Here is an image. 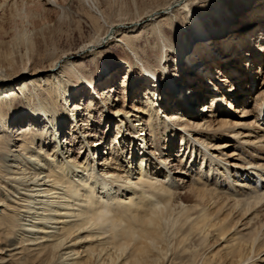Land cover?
Returning <instances> with one entry per match:
<instances>
[{
    "label": "bare ground",
    "instance_id": "1",
    "mask_svg": "<svg viewBox=\"0 0 264 264\" xmlns=\"http://www.w3.org/2000/svg\"><path fill=\"white\" fill-rule=\"evenodd\" d=\"M190 1L177 0L168 12L193 14L192 34L180 38L178 30V41L166 42L153 65L132 48L130 35L139 36L136 30L143 25L137 21L126 32L121 25L110 27L100 42L109 43L114 35L138 63L126 60L125 67L118 62L115 70L107 65L94 79L82 67L81 54L77 61L65 56L48 68L15 76L0 68V264H171L160 247L170 223L179 233V246L189 235L203 241L215 237L217 246L209 250L205 263L202 258L203 264H264L263 212L253 204L264 199V123L258 126L247 119L256 106L264 110L256 101L260 93L251 95L255 86L264 87V6L235 33L238 39L225 44L245 45L241 39L251 37L244 48L246 58H223L228 74L214 80L210 74L206 77V70L205 89L180 101L184 88L168 80V75L179 80L178 59L191 70L186 75L205 72L183 49L199 40V34L215 36L227 30L232 36L234 29L230 23L206 28L189 8ZM162 18L175 27L169 15ZM97 46L88 44L84 50L95 56ZM133 64L144 77L140 82L148 81L151 88L144 91L135 80L144 93L137 91L133 103L126 99L121 107L116 83H111L124 66L119 87L128 98ZM149 76L154 81L165 77L166 95L158 93L159 84ZM95 79L101 91L97 98L92 93L91 99L72 96L74 82L94 92ZM174 99L182 104L180 111L170 108ZM100 103L105 123L100 129L93 125L91 131ZM13 116L16 125H23L14 136ZM175 192L184 196L176 200L182 215L171 220L168 204ZM237 194L242 196L233 197Z\"/></svg>",
    "mask_w": 264,
    "mask_h": 264
},
{
    "label": "rangeland",
    "instance_id": "2",
    "mask_svg": "<svg viewBox=\"0 0 264 264\" xmlns=\"http://www.w3.org/2000/svg\"><path fill=\"white\" fill-rule=\"evenodd\" d=\"M0 1H1L0 3L4 4V5L3 4L0 5V68L2 69V71H7L8 75H13V76L26 73V71H34L36 69L41 70L46 67L48 68L52 63L56 62L61 57L69 56L73 59H75V57L79 59L78 57H80L79 56L80 54H81L80 58L83 61L82 67H84L88 71V75L89 76L91 75L93 79L96 78L101 71L105 70L104 67L107 65L113 66V69L115 70L116 66L119 65L118 62H121L122 65L124 66L127 63L126 60H129L130 62L138 63L135 60L134 55H132V50L128 49V46L126 47L127 44L117 42L118 40H115L114 35H112L113 37L111 38L109 43L103 42V44H101L102 42L100 41L105 36V34L110 31V27L112 26H116V25L124 26V29L122 31L126 32L127 30L133 27L134 23H136L137 21H142L141 23H143V25L141 28L144 29L142 31H138L141 28L136 30V33H139L138 34L139 36L134 35L135 33L130 35L131 41L133 43L132 48L134 49L136 55H138L139 58L142 57L143 60L152 63V65L153 63H155V60L153 59H155L159 55L161 56V51L164 49L166 42L174 44L178 41V37L180 38L189 37V35L192 34L193 31V26L190 19V17L193 14L191 15L189 14V12L183 13L180 9L179 11L177 10L174 11L173 13L170 12L171 15L169 14L168 9L177 0H89V1L55 0L56 3L55 5H47L44 3V0H11L10 2H8V0L7 1L5 0V3L3 2V0ZM263 2L264 0H192L188 3L189 8L191 7V9L196 11V16L198 17V19H200L203 22L206 28L214 29L217 26L221 28L223 24L228 25L230 23L231 24L230 27H234V29L231 30L232 36L228 35L229 31L227 30L223 33L216 34L215 36H208L207 34L205 35L199 34L200 37L199 40H195V41L193 40L192 43L190 44V47H188L187 49L185 47V49H183L182 52L185 53L184 56L196 58L197 61L196 65H199V67L205 70V72H203L202 70L203 76L202 75L197 76L196 74L198 73L194 74L192 72H190L189 75H186L185 73H188L189 67L186 66L185 63L180 58L178 59L177 64L179 68L178 74L180 81L178 79L177 81L171 75H168L169 82H174L175 84L177 83L176 85L180 87V90L184 88L181 91L182 92L181 94L183 95L179 94V97H177L178 100H180L181 97L184 95L190 94L193 96V93L204 90L205 89L204 86L207 80L205 78V75L207 77L210 74L209 77L213 78L214 80L219 79V77L220 78L223 77L224 76L223 72H226L224 70L225 64L220 61L223 58L226 59H228L229 57L234 58L236 57V55L238 58H246L247 53L245 52L244 48L246 43L248 42L249 39L247 38L248 36L245 37L244 39H241L246 41L245 45L241 43L240 46V43L236 42L232 46L229 45V47L231 48L226 46V48L228 47L226 50L225 44L227 45L231 44V42H228L230 39L239 38V37H234L235 33L238 34L240 32L239 29L245 23L250 21L251 19L250 17H252L254 13L258 12L261 9V7L264 6ZM165 14L169 15V17H171L174 20L175 27H168L167 21L165 22L162 20L163 19L162 17L165 16ZM153 19L157 20V22H155L156 24L152 23ZM178 30L179 33L177 37ZM115 32H117V30ZM263 32L264 30L262 31V33ZM262 33L259 35L261 36ZM164 34H165L164 36L165 38H163ZM116 35H117L116 37H119L120 33ZM254 36H256V33L254 34ZM93 43L99 45L97 46V48L98 51H100L99 53H96L95 56H94L95 53L93 54V52L84 50L85 46H88V44L92 45ZM247 46L249 47L250 45L247 44ZM243 53H245V57ZM77 59L75 60L77 61ZM217 62L219 65L217 64ZM231 63L234 65V60H231ZM124 66L123 68L121 67V69L120 68L117 69L118 70L117 72L119 73H117L118 74L116 75L117 77L115 76V80L111 83V84L116 83L115 86L118 88V93L115 94V98L119 100L121 107L124 106L126 99H128V102L130 101L131 103H133L134 98H136L135 96L137 94L136 92L141 91V89L137 87L138 84L139 86H141V88H143L144 91L149 86L148 81L147 82L145 81V83L140 82V79H143L144 77L140 73V71L136 68V66L138 65L133 64V67H135L133 68L135 75L133 79L134 78L135 79L133 80V83L130 85L131 87L127 89L128 98H126L125 97L126 95L123 94L124 92H126L125 89H121L119 87L120 82L124 79V74H125L124 68L126 67ZM263 68H264V63H263ZM179 70L182 72H180ZM206 70L208 71L207 74H205ZM227 71L230 72L231 67H229V70ZM234 71H236V69H233V72ZM167 72L166 75L168 74ZM110 73H108V75L106 76L107 77L110 76L109 75ZM146 75L148 76V74ZM27 78H29L28 75L23 76L17 79L14 84H18L24 80H27ZM155 78L156 80L154 81L153 80L154 78H151L149 76L148 80L152 79L153 82L156 84V86H158L159 84V88L161 90L160 91L158 90V93L159 92L161 93L162 91L163 93H161V95H166L168 89L164 88L162 84L163 80H165V77H162V80L157 77ZM263 78H261L262 82H263ZM135 80L137 85L134 84ZM189 80L191 82H189ZM232 81L235 82L234 77ZM99 84L100 83L98 82V79H95L94 87H93L94 90H92L94 92H91L83 84L78 85V83L74 82L73 83L74 88L72 89V96L74 98H77L79 96V97H85L84 99L86 98L91 99L92 98L91 93H92L94 94V99H95L99 96L98 93L101 92ZM248 85L249 84L247 80V82L243 84V87L246 88L248 87ZM106 87L108 86H105L104 88ZM138 93L142 94L144 92L141 91ZM258 93L260 94L258 98H256L257 99L256 101L257 103L259 102L262 103L263 106L264 87L261 89L259 86L257 88L255 86L254 89L251 91V95H253L252 96L253 98ZM158 97L159 96L156 97V102H158L159 99ZM252 97L250 99H252ZM177 99L172 100L169 106L172 110L177 109L178 111H180L182 104H180V102H178ZM249 105L251 106V104ZM98 106L99 108L96 110L97 114L94 120L96 122L93 121V123L89 126V129L91 131H95L94 130L95 127L96 128L98 127V129H100L101 126L105 123V121L104 123H102L103 120L101 118L103 114L102 111H104L105 108L101 103L97 105V107ZM14 107L18 108L16 104L14 105ZM97 107H94V109ZM252 114L253 115L247 119L249 121L255 120L257 121L258 126L260 125L262 126L264 123L263 122L264 110H261L256 106L255 111H253ZM11 120L14 121L13 122L14 126H12L11 128V130L13 129L12 132L14 136L16 132H19L18 131L19 128H21L23 125L20 126L16 125L18 119L15 118L14 116L12 117ZM258 121H260V123ZM93 125H95V127H92ZM179 142L180 141L175 140L174 143L176 145L179 144ZM104 157H106V155H104ZM227 192L228 194H232L230 190H227ZM240 196L242 195L237 194L233 197H240ZM182 197L184 196L182 195ZM182 197L176 192L174 193L173 200H170L168 204L169 219L173 220L174 218H178L182 215L181 204L177 202ZM259 201L260 200H257V202L253 204L254 206L259 207V210L262 211L264 214V199L261 200V202ZM263 214H262V219H264ZM168 218L167 220L170 221ZM167 227L169 229H167ZM167 227H165L167 230L164 229V232H166V234L164 233V235L166 236H164L165 239L163 240V243L160 245V247L162 246L161 248L163 249V253H165L167 257L172 258L173 262L171 264H175V263L201 264L203 259H204L203 262L205 263L206 260H208L206 259L207 256L210 254L209 250H212L214 249L213 247L217 246L216 244L218 243V241L215 239V237H211L210 235H208V237L206 236L203 238L204 241L207 243H205L202 240V238L199 236L190 237L189 235L184 240V242H182V245L179 246V244L181 243L179 241V238H177L179 236L178 235L179 233H176L177 232L176 227H173L171 223ZM206 239L208 240L206 241ZM185 243L187 244L188 247L186 246ZM199 244H200V249L198 246ZM179 247H183V249H185L184 252H182L183 249L182 251H179V254L181 253V255H179L177 251V250H181V248ZM194 247H196L198 251L195 257L194 255L192 256L193 252L194 254L196 253L195 252L196 249ZM186 249L187 250L189 249V251H186Z\"/></svg>",
    "mask_w": 264,
    "mask_h": 264
}]
</instances>
